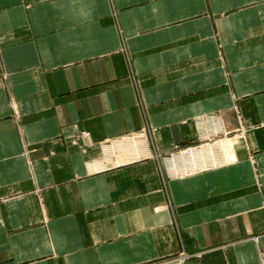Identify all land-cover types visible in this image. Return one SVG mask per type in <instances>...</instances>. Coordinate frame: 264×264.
Listing matches in <instances>:
<instances>
[{"label": "crops", "instance_id": "0c3cea01", "mask_svg": "<svg viewBox=\"0 0 264 264\" xmlns=\"http://www.w3.org/2000/svg\"><path fill=\"white\" fill-rule=\"evenodd\" d=\"M180 251L264 264V0H0V264Z\"/></svg>", "mask_w": 264, "mask_h": 264}, {"label": "rangeland", "instance_id": "374dc122", "mask_svg": "<svg viewBox=\"0 0 264 264\" xmlns=\"http://www.w3.org/2000/svg\"><path fill=\"white\" fill-rule=\"evenodd\" d=\"M81 131H84V130H74L73 131V134L71 136V142L72 143L78 144L80 139H84L88 136V135L86 137L79 136L78 134ZM85 132H87V131H85ZM130 133L131 134L137 133L138 136H134V138L131 139V138H129V137H131V135H128ZM139 133H143L144 136L143 135L140 136ZM153 133H154V127L149 125V127H141L137 130L129 131L128 133L124 134L125 136L123 135L124 137L122 136L120 138H117L116 140L112 139L115 141H112V142L106 141L105 145L107 144V146L99 158L102 159V162L104 164L107 162L106 160H109V159L112 161L113 160L118 161L121 159V161L123 163H124V160L135 161V160L143 159L145 157L136 158V156H135L136 154L134 153L135 148L133 146L140 147L143 144L145 145V142H146V140H148V138L151 140ZM239 135L242 136L241 133H239ZM142 137H143L144 142L142 141ZM117 143H122L124 147L123 148L119 147ZM190 152H191V147H185L181 150V153H183L185 155L190 153ZM170 165H169V168L171 171ZM107 168H110V167H107ZM180 252H184V251H180ZM180 252H178V253H180ZM178 253H176L175 255H177ZM175 255H172V256H175ZM172 256H170V257H172ZM170 257L160 258V259H156V260H152V261L155 262V261L162 260V259H169ZM152 261H145L141 264H145V263L152 262ZM185 261H186V259H185ZM184 262H183V264H184Z\"/></svg>", "mask_w": 264, "mask_h": 264}, {"label": "built area", "instance_id": "2783aa9c", "mask_svg": "<svg viewBox=\"0 0 264 264\" xmlns=\"http://www.w3.org/2000/svg\"><path fill=\"white\" fill-rule=\"evenodd\" d=\"M79 136L81 137H86L88 135L87 132L85 131H81L79 132L78 134ZM128 135H131V139L134 138V136H138L137 133H134V134H128ZM140 136H144L143 133H139ZM125 136V135H124ZM123 136V137H124ZM128 139V138H127ZM142 141L144 142L143 140V137H142ZM134 153L136 154V158H141V157H146L148 154L146 153L145 151V145H141L140 147H137V150L134 151ZM107 162L104 164L103 163V167L101 168H107V167H113V166H118L120 164H122L123 162L121 160H106ZM126 160H124L125 162ZM190 255L188 253H185V252H180L178 253L177 255L175 256H172L170 257L169 259H162V260H158V261H155V262H148V263H145V264H183V262L185 261V259H187Z\"/></svg>", "mask_w": 264, "mask_h": 264}, {"label": "bare ground", "instance_id": "6f19581e", "mask_svg": "<svg viewBox=\"0 0 264 264\" xmlns=\"http://www.w3.org/2000/svg\"><path fill=\"white\" fill-rule=\"evenodd\" d=\"M133 147L135 148L134 151H136L137 150V147L136 146H133ZM222 148H223V151H224L225 156L226 157H228V156L231 157V148H232V145H231L230 140L223 141Z\"/></svg>", "mask_w": 264, "mask_h": 264}]
</instances>
